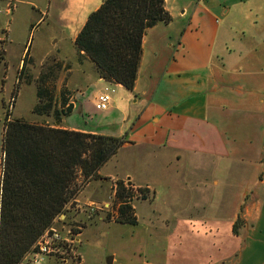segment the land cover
<instances>
[{
  "label": "crops",
  "instance_id": "crops-1",
  "mask_svg": "<svg viewBox=\"0 0 264 264\" xmlns=\"http://www.w3.org/2000/svg\"><path fill=\"white\" fill-rule=\"evenodd\" d=\"M100 4L49 0L31 28L47 19L52 49H75ZM51 6L59 13L49 18ZM164 8L171 21L143 35L132 91L99 78L85 57L77 65L41 59L39 67L53 61L65 68L57 90L71 92L70 116L45 124L125 139L109 160L114 167L103 171L105 164L98 175L149 190L146 222L159 243L172 245L165 256L158 250L162 264H264V0H164ZM7 44L8 35L0 41L4 67ZM107 86L114 88L108 108L95 110Z\"/></svg>",
  "mask_w": 264,
  "mask_h": 264
},
{
  "label": "trees",
  "instance_id": "trees-1",
  "mask_svg": "<svg viewBox=\"0 0 264 264\" xmlns=\"http://www.w3.org/2000/svg\"><path fill=\"white\" fill-rule=\"evenodd\" d=\"M170 21L164 0H101L73 44L78 58L85 57L93 63L99 78L132 91L143 35L147 29ZM22 63L24 66L25 58ZM60 67L53 61L42 66L35 79L37 104L32 114L49 116L59 99L61 108L67 106V110H54L55 119L60 120L59 114H70L68 92L62 90L57 96L53 89ZM18 85L19 82L14 96ZM10 115L6 110L1 146L0 264H20L54 219L65 214V206L75 200L78 178H82V183L100 178L101 167L125 142L124 138L53 128L11 119ZM116 185V223L135 225L136 216L130 205L135 199L132 185L126 187L120 181ZM138 193L140 198L145 197L141 189Z\"/></svg>",
  "mask_w": 264,
  "mask_h": 264
},
{
  "label": "rangeland",
  "instance_id": "rangeland-1",
  "mask_svg": "<svg viewBox=\"0 0 264 264\" xmlns=\"http://www.w3.org/2000/svg\"><path fill=\"white\" fill-rule=\"evenodd\" d=\"M7 1L11 2V0H0V41L6 40V35H8V42H10L9 45L7 44L9 46L7 66L4 67L0 60V179L1 146L6 110L11 113V119H22L35 124H45L47 121L48 124H53L56 120L53 115L54 110L58 113L67 110V106L63 109L61 108L60 99L53 105L54 108L49 116H37L31 112L32 108L37 104L35 79L43 70L42 66L46 64L44 62L39 67V61L46 55H55L54 57L59 59L68 57L72 60L70 62L75 65L78 63L77 51L69 43L61 50L52 49L48 39L50 26L47 25V19L44 22L41 20L40 23H37L38 27L36 30L31 28V24L37 22L41 19V16H45L47 13L49 0H35V5H32L34 7L22 3L18 4L15 1L11 2V5L17 8L13 12L11 11L8 16L3 13ZM58 13L59 11H56V8L51 6L49 18ZM7 32L8 34H6ZM23 51L25 64L23 66V63H21L18 68ZM27 52V55L32 56L35 60L34 65L26 57ZM259 54L255 53L256 56ZM22 66L23 72L21 77H19ZM65 66L69 68L70 63ZM64 71L62 67L57 70L53 84L55 95L58 94L57 81L62 79ZM81 78L85 81L92 77L88 73L84 78ZM18 82L17 94L14 96L13 91ZM107 88L114 89L110 86H107ZM62 90H66L69 97L71 96V92L66 88L62 87L59 92ZM92 91L93 89H90L87 94ZM113 92L110 93V96H113ZM68 105L71 106L69 103ZM62 117L64 116L59 114V119ZM105 164V166L103 165V171L114 167V163L111 161ZM80 181H82L81 177L78 178L77 182L79 190L75 198L76 202L69 203V208L63 215L64 217L57 221L55 227H63L80 232V243L77 245V250L81 258V264H162L161 255L165 256L164 247L169 248L172 245L159 243V236L156 234V230L151 228L146 222L151 215V211L148 208L150 202L147 201V199H150L149 190L137 188L145 192V194L143 193L145 197L140 198V195H136L135 199L131 201L130 205L132 207L137 205V223L135 225L122 224L116 223L119 207L115 196L116 183L120 181L127 187L132 184L124 179L102 180L101 177L89 179L83 183ZM89 204H94V206L107 204L108 207L90 213L88 210ZM159 249H162L161 255L158 254ZM170 262L167 261L166 263Z\"/></svg>",
  "mask_w": 264,
  "mask_h": 264
},
{
  "label": "built area",
  "instance_id": "built-area-1",
  "mask_svg": "<svg viewBox=\"0 0 264 264\" xmlns=\"http://www.w3.org/2000/svg\"><path fill=\"white\" fill-rule=\"evenodd\" d=\"M12 5L7 4L4 9V15L11 12ZM110 93L112 90L105 88L104 91L97 95L94 108L98 111H105L110 103ZM126 186V185H125ZM127 187V186H126ZM134 196L139 195L138 189L131 186ZM76 200L71 201L74 203ZM107 204L101 206L88 205V210L93 213L95 210L107 208ZM69 204L65 206L68 210ZM63 215L57 216L52 225L39 237L30 251L23 257L20 264H80L81 258L77 250V245L80 243V233L65 229L63 227L56 228L55 224Z\"/></svg>",
  "mask_w": 264,
  "mask_h": 264
}]
</instances>
